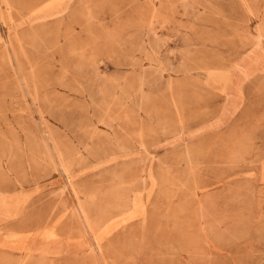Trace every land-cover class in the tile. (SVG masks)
<instances>
[{
    "label": "rangeland",
    "instance_id": "374dc122",
    "mask_svg": "<svg viewBox=\"0 0 264 264\" xmlns=\"http://www.w3.org/2000/svg\"><path fill=\"white\" fill-rule=\"evenodd\" d=\"M0 264H264V0H0Z\"/></svg>",
    "mask_w": 264,
    "mask_h": 264
},
{
    "label": "bare ground",
    "instance_id": "6f19581e",
    "mask_svg": "<svg viewBox=\"0 0 264 264\" xmlns=\"http://www.w3.org/2000/svg\"><path fill=\"white\" fill-rule=\"evenodd\" d=\"M64 167V166H63Z\"/></svg>",
    "mask_w": 264,
    "mask_h": 264
}]
</instances>
